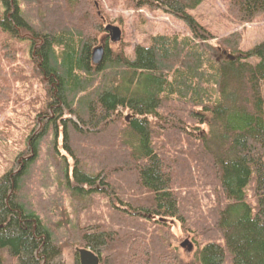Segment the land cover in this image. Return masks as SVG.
I'll use <instances>...</instances> for the list:
<instances>
[{"label": "trees", "instance_id": "obj_1", "mask_svg": "<svg viewBox=\"0 0 264 264\" xmlns=\"http://www.w3.org/2000/svg\"><path fill=\"white\" fill-rule=\"evenodd\" d=\"M112 1L189 35L131 58L103 43L101 0H0V147L22 141L0 175V264H181L185 240L188 264H264V41L243 51L238 31L264 0H224L221 38L189 13L206 0Z\"/></svg>", "mask_w": 264, "mask_h": 264}, {"label": "rangeland", "instance_id": "obj_2", "mask_svg": "<svg viewBox=\"0 0 264 264\" xmlns=\"http://www.w3.org/2000/svg\"><path fill=\"white\" fill-rule=\"evenodd\" d=\"M101 1L103 2L104 9H106L109 15L110 23L120 27L122 34V41L113 42L109 36L108 39H103V43L112 48H118L120 46L124 54L131 58L134 54V47L149 46V38L151 36L173 33L189 35V28L185 23L160 9H133V7H129L127 4H125L127 8H124L122 3L116 0L117 3H120L117 6L112 4V2H114L112 0H109V2L106 0ZM225 10L224 0H206L197 9L189 13L201 27L206 29L214 37L221 38L235 30V27L230 24L223 15ZM238 31H242L243 37L240 47L241 50H250L255 45L264 41V18L260 19L255 24L239 28ZM250 62L255 64L257 59H252ZM11 146L12 147L9 149L0 147V175L3 173L4 169L10 166L17 152L22 148L21 139H18L14 144L12 143ZM184 248H181V252L185 256V262L183 261L181 264H188L191 253L188 249L185 250ZM66 255L67 261H71L70 254L67 253Z\"/></svg>", "mask_w": 264, "mask_h": 264}, {"label": "water", "instance_id": "obj_3", "mask_svg": "<svg viewBox=\"0 0 264 264\" xmlns=\"http://www.w3.org/2000/svg\"><path fill=\"white\" fill-rule=\"evenodd\" d=\"M105 30L109 33V36L113 42H118L121 40V31L118 27L107 25ZM102 54V47H98L93 51L92 59L94 64H98L100 62ZM226 59L233 60L234 58L231 55H227ZM187 243L188 241L185 240L181 244V247H185ZM76 253L78 255L79 264H99L100 262L99 257L89 249H76Z\"/></svg>", "mask_w": 264, "mask_h": 264}]
</instances>
